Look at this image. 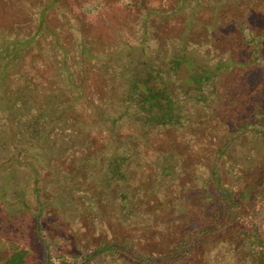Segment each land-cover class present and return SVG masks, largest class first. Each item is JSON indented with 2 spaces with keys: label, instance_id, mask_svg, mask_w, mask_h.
<instances>
[{
  "label": "rangeland",
  "instance_id": "374dc122",
  "mask_svg": "<svg viewBox=\"0 0 264 264\" xmlns=\"http://www.w3.org/2000/svg\"><path fill=\"white\" fill-rule=\"evenodd\" d=\"M0 49V240L24 264L42 260L36 179L43 235L65 257L121 243L101 264H264L247 246L253 206L222 225L211 181L264 196V0H0ZM149 72L181 126L144 130L125 110L128 82ZM112 152L121 180L104 170Z\"/></svg>",
  "mask_w": 264,
  "mask_h": 264
},
{
  "label": "trees",
  "instance_id": "16d2710c",
  "mask_svg": "<svg viewBox=\"0 0 264 264\" xmlns=\"http://www.w3.org/2000/svg\"><path fill=\"white\" fill-rule=\"evenodd\" d=\"M31 42V39H30ZM11 42H9L10 44ZM15 43V42H14ZM28 42L25 43H16L19 47L15 48L10 59L14 60L17 58L18 50ZM29 44V43H28ZM8 50L0 49V61H3L5 53ZM10 51V50H9ZM12 62V61H11ZM181 63H184L181 59H172L171 65L172 68H178ZM6 65H3L2 77H5L4 69ZM216 69V67H214ZM213 69V70H214ZM209 74L205 72L198 73L197 76H190L188 79L190 83L194 84L195 90L200 92L202 84L208 82ZM159 75H151L149 72L146 74V77L143 78H134L131 79L128 84L126 91L124 92L123 99L121 102L124 105L126 111L132 109L134 111L130 116L133 117V120L140 124L141 129H146L147 127H152L154 130L170 128V127H179L181 126L180 116L174 112V103L168 97L167 92L163 84L159 83L157 86L151 83L155 80L157 81ZM205 93V92H204ZM203 94V92H202ZM200 94L198 97L194 98L195 103H202L205 99V96ZM132 113V112H131ZM258 116L254 121H260L264 123V114H257ZM124 116V114L119 115L116 119L108 120L103 122H108L110 125L114 126L118 119ZM261 123V124H262ZM256 124L247 123L241 128H246L243 131L248 132L251 130L252 126ZM260 125V124H259ZM255 133V132H254ZM143 134V132H142ZM255 134L254 136H256ZM119 149V147L114 148V151ZM226 148H220L217 150V153L222 157ZM25 149H20L15 153L14 158L19 159L20 155L23 154ZM114 152L109 155L107 163L105 164V173L109 180H114L116 177H119V180L122 179V167L124 164L125 156H119ZM125 157V158H124ZM164 171H167V168H163ZM37 175V171L35 172ZM212 176V190L217 194V198L220 203V210L217 212L218 218H222V225H233L241 221L242 216L237 214L234 208H238L241 205V202L244 201L246 204L253 206V213L255 218L253 220L254 224V239L255 241H249L247 246L250 251H261L264 248V196L261 197V203L257 201L259 198L254 197V201L250 199L248 191L241 188V185L234 186L232 184H223L221 180L216 176V173ZM36 179L33 186V196L36 205L38 206V213L34 217V235L37 239V242L42 248V260L41 264H101L102 258L107 255H113L115 253H121L124 250V247L121 246V243H102L100 245L90 248L84 255H76L73 257H65L62 254H59L57 251V246L50 239L46 238L43 235L42 226L40 223V213L43 210V205L41 203V187L38 185ZM205 185V183H203ZM201 184L198 186L199 190H205V186ZM247 193V194H246ZM250 201V203H249ZM257 202V203H256ZM220 215V216H219ZM257 224V226H255ZM258 225L260 227H258ZM256 236V237H255ZM262 236V237H261ZM4 244V245H2ZM130 247V246H129ZM5 251L3 256L1 255ZM26 250L19 244L13 243H4L0 240V264H24V255ZM142 263L146 261L144 258L141 259Z\"/></svg>",
  "mask_w": 264,
  "mask_h": 264
}]
</instances>
